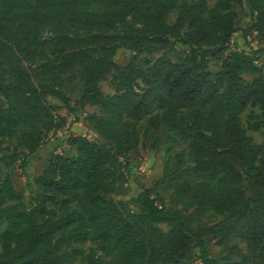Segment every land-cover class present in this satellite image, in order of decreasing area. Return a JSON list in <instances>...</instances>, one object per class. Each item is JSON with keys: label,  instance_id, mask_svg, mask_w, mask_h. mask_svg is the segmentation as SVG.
I'll list each match as a JSON object with an SVG mask.
<instances>
[{"label": "trees", "instance_id": "trees-1", "mask_svg": "<svg viewBox=\"0 0 264 264\" xmlns=\"http://www.w3.org/2000/svg\"><path fill=\"white\" fill-rule=\"evenodd\" d=\"M234 5L250 54L231 40ZM176 43L183 60L168 56ZM263 51L264 0H0V264H187L193 240L201 264H264V141L247 133L264 131ZM46 96L94 107L85 120L105 142L69 135L74 154H50L25 200L12 169L66 125ZM162 141L191 163L179 153L164 174L169 203L142 187L130 211L112 194Z\"/></svg>", "mask_w": 264, "mask_h": 264}, {"label": "rangeland", "instance_id": "rangeland-1", "mask_svg": "<svg viewBox=\"0 0 264 264\" xmlns=\"http://www.w3.org/2000/svg\"><path fill=\"white\" fill-rule=\"evenodd\" d=\"M213 0H210L212 3ZM234 9L237 12L236 19V31L232 35V42L239 50H244L250 54L254 49L258 47V43L255 39V33L248 31L247 26L250 22L246 16L248 12L245 6L234 5ZM187 48L179 43L171 44L168 50V56L172 60H183L185 58ZM131 56V52L128 49L120 48L116 51L115 62L118 65H124ZM258 65H264V51L262 52ZM219 68V63L210 59L208 61V69L215 72ZM242 77L246 81H250L253 75L242 73ZM101 89L105 93H111L112 90L108 85L103 82L100 84ZM46 101L54 106H59L58 112L65 116L66 125L57 132L51 133L46 141L36 151V158L33 159L26 168H20L17 164L12 169V179L14 187L17 190H21L24 193L25 200L29 199L32 192L38 193L39 189L36 186L31 188L27 186V182L31 181L35 176L40 174L46 165L47 157L52 153H59L65 156L74 154V149L69 147L65 139L69 135H83L90 140H95L101 144L105 141L101 136L92 128V126L85 120L86 113L95 110L94 107L84 106L81 111L74 114L64 107L55 97L46 96ZM72 105V103H71ZM258 112V110H256ZM243 122H245V114H243ZM247 133L253 137L256 142L264 141V131L259 132L248 130ZM158 136L165 140L166 134L163 128L160 127L156 133ZM150 144V140L147 141V146ZM5 145H1L4 147ZM5 151H0V155ZM181 153L183 155L184 162L191 163L187 153L186 145L170 147L168 144L162 141L158 148L153 151L147 148L142 156L132 160L133 168L131 173L124 179L119 185V191L117 194H112V197L116 200H121L127 203L128 210L135 211L133 200L136 194L142 187H153L157 196H161L165 202L170 201V190L167 188V181L164 180V174L173 168L176 161V155ZM205 222V220H202ZM208 249L211 254L218 256L221 253V247L217 245L215 238H208L206 241ZM240 247L244 249V244L240 243ZM199 247L196 245V240L191 243L190 249L185 255L187 264H201L198 258ZM76 264V263H75Z\"/></svg>", "mask_w": 264, "mask_h": 264}]
</instances>
